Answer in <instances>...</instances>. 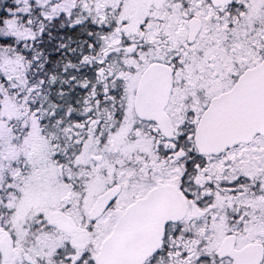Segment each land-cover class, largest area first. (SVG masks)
<instances>
[{"label": "snow or ice", "instance_id": "snow-or-ice-1", "mask_svg": "<svg viewBox=\"0 0 264 264\" xmlns=\"http://www.w3.org/2000/svg\"><path fill=\"white\" fill-rule=\"evenodd\" d=\"M0 264H264V0H0Z\"/></svg>", "mask_w": 264, "mask_h": 264}]
</instances>
